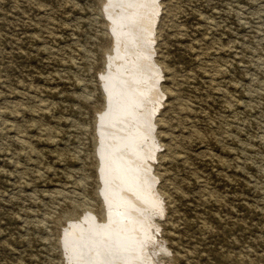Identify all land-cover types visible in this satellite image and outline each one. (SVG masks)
Here are the masks:
<instances>
[{
	"label": "rangeland",
	"instance_id": "obj_1",
	"mask_svg": "<svg viewBox=\"0 0 264 264\" xmlns=\"http://www.w3.org/2000/svg\"><path fill=\"white\" fill-rule=\"evenodd\" d=\"M0 264H264V0H0Z\"/></svg>",
	"mask_w": 264,
	"mask_h": 264
},
{
	"label": "bare ground",
	"instance_id": "obj_2",
	"mask_svg": "<svg viewBox=\"0 0 264 264\" xmlns=\"http://www.w3.org/2000/svg\"><path fill=\"white\" fill-rule=\"evenodd\" d=\"M107 153H108V152H107ZM109 157H110V156H109ZM107 160H108V159H107ZM107 160H106V161H107ZM110 164H111V163H110ZM111 165H112V164H111ZM107 169H108V167H107ZM111 172H112V171H111ZM112 176H113V174H112ZM109 177H110V174H109ZM117 211H118V210H117ZM117 213H118V212H116V214H117ZM118 214H119V213H118ZM118 214H117V215H118ZM120 214H121V212H120ZM121 218H122V216H121ZM121 223H123L122 220H121ZM142 223H143V226H144L145 228H148V225H149V224L144 225V222H142ZM121 226H122V225H121ZM121 226H120V227H121ZM125 232H126V231H125ZM144 232H145V231H144ZM123 233H124V232H123ZM127 233H128V232H127ZM126 235H127V234H126ZM128 235H129V234H128ZM117 236H118V235H117ZM147 236H148L147 234H144V235H143V237H145V238H146Z\"/></svg>",
	"mask_w": 264,
	"mask_h": 264
}]
</instances>
